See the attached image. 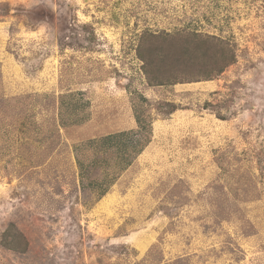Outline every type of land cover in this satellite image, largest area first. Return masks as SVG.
<instances>
[{"label": "rangeland", "instance_id": "obj_1", "mask_svg": "<svg viewBox=\"0 0 264 264\" xmlns=\"http://www.w3.org/2000/svg\"><path fill=\"white\" fill-rule=\"evenodd\" d=\"M188 32L235 61L150 84L148 35ZM136 115L123 168L105 137ZM9 224L27 246L0 264H264V0H0V242Z\"/></svg>", "mask_w": 264, "mask_h": 264}, {"label": "trees", "instance_id": "obj_2", "mask_svg": "<svg viewBox=\"0 0 264 264\" xmlns=\"http://www.w3.org/2000/svg\"><path fill=\"white\" fill-rule=\"evenodd\" d=\"M145 45H142L144 73L152 85L173 84L182 82H192L199 80H210L218 75L235 61V56L230 47L216 43L213 35H201L200 33H160L148 35ZM140 48V50H141ZM169 109L166 113L175 110L176 105L168 103ZM222 118V117H221ZM137 122L140 123L138 115ZM145 125H141L137 131H122L107 135L105 140L109 145L120 142L123 145L124 165L131 163L127 157L139 154L149 138L143 141L141 131L145 130ZM126 136L125 140L121 137ZM130 143V144H129ZM126 153V154H125ZM104 187L100 190V195L106 192ZM1 245L14 252H24L27 242L22 233L18 231L14 224H9L1 234Z\"/></svg>", "mask_w": 264, "mask_h": 264}, {"label": "bare ground", "instance_id": "obj_3", "mask_svg": "<svg viewBox=\"0 0 264 264\" xmlns=\"http://www.w3.org/2000/svg\"><path fill=\"white\" fill-rule=\"evenodd\" d=\"M101 194V193H100Z\"/></svg>", "mask_w": 264, "mask_h": 264}]
</instances>
